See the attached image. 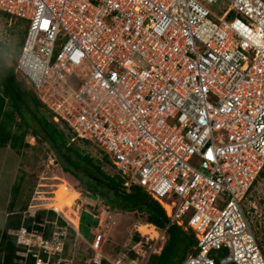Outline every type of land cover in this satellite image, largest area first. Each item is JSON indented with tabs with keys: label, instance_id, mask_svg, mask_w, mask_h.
Wrapping results in <instances>:
<instances>
[{
	"label": "built area",
	"instance_id": "obj_1",
	"mask_svg": "<svg viewBox=\"0 0 264 264\" xmlns=\"http://www.w3.org/2000/svg\"><path fill=\"white\" fill-rule=\"evenodd\" d=\"M0 10L27 22L14 69L55 121L194 232L181 264H264L245 204L264 170V0H0ZM56 212L10 230L24 248L15 263L148 264L162 248L147 237L135 256L111 258L98 232L72 253L73 222Z\"/></svg>",
	"mask_w": 264,
	"mask_h": 264
},
{
	"label": "rangeland",
	"instance_id": "obj_2",
	"mask_svg": "<svg viewBox=\"0 0 264 264\" xmlns=\"http://www.w3.org/2000/svg\"><path fill=\"white\" fill-rule=\"evenodd\" d=\"M219 5L221 6L218 11H222L227 4L220 2ZM26 31L27 22L24 19L17 18L13 15L8 16L4 13L0 14V53L4 55L7 62L13 67L16 63L13 60L14 51L23 42ZM17 76L20 77L19 75ZM26 84L27 88L33 92L31 86L27 82ZM42 105V112H53L44 104ZM58 123L73 138L69 127L62 121ZM72 138L70 142L81 146V148L88 151L92 156L96 158L101 156L99 149L93 143L84 142L81 139H75L73 141ZM26 141L30 146L23 148L20 152L10 147L0 148V231L3 228L5 220H8L12 214L24 213L23 216H25L31 205H37L39 206L38 208L44 209L43 206L48 204L56 212L57 207L54 204L56 202L63 204L61 197L64 192H66L68 197L72 196L74 200H72V205L64 206L61 214H67L71 220L76 218L79 213L78 209L84 208L83 203L86 204L84 187L81 186L77 178L69 172L64 171L61 166L62 159L58 156L57 151L52 149L49 143L38 139V137L31 133L27 135ZM103 168L110 174L116 172L112 165L106 161H103ZM17 185L21 187L20 193L18 194L14 190ZM97 198L101 202L96 205L99 208V212L97 211L96 214L104 211L103 221L102 225L98 228L94 226L92 232L94 235L98 232L103 234V247L107 256L117 258L132 255L134 251L130 246L132 244L131 239H133L135 234H141L139 231L144 233V235L141 234L142 240L147 241L146 238L148 237L151 245H154L156 242L157 245L164 243L167 233L165 232L162 240L155 239L164 230L161 229L159 230V234H155L143 228L142 225L144 224L142 223L145 220L140 213L137 211L112 209L106 205L107 203L105 204L103 202L100 195L96 196L95 201ZM245 204L250 222L264 245V175H260L255 181L248 192ZM86 214L87 217H85L86 220L84 219V225L80 232L88 242H91L94 236L90 233L88 224L92 215L89 213ZM70 229L72 228L70 227L69 231ZM84 241L82 237L75 239L71 242L67 250L72 253L78 252L81 255L87 253L89 251V245L88 242L85 241V243ZM137 248L141 252L140 245ZM157 251H159V247Z\"/></svg>",
	"mask_w": 264,
	"mask_h": 264
},
{
	"label": "trees",
	"instance_id": "obj_3",
	"mask_svg": "<svg viewBox=\"0 0 264 264\" xmlns=\"http://www.w3.org/2000/svg\"><path fill=\"white\" fill-rule=\"evenodd\" d=\"M1 13L11 15L0 10ZM22 43L14 51L15 62L21 53ZM42 104L27 88L25 80L16 75L14 67L0 53V148L10 147L20 152L23 148L30 146L26 137L31 133L49 143L52 149L57 151L62 159L61 166L64 171L72 174L84 187L86 196L84 198L88 204L86 207L90 208V205L92 207L96 196L100 195L112 209L137 211L146 222L165 229L167 237L164 246L160 253L151 254L148 264H181L190 253L196 252L194 247L197 244V238L193 231H185L177 224H170L161 204L141 186L133 185L128 192L119 175L110 174L104 170L103 161L109 164L107 156L102 159L96 158L81 146L70 142L72 136L68 135L53 119V112H42ZM260 175H264V170ZM20 188V185L15 187L16 194L20 193ZM46 216L54 219L57 213L53 210L47 212L40 210L36 213L35 219L42 221ZM22 217L23 213L12 214L3 224L0 231V264H17L15 258L22 257L23 244L18 236L10 232L12 228H18L21 225ZM32 220V217L24 219L28 226L31 225ZM59 221L65 224L60 217ZM68 234L70 238L68 237L67 240V249L75 240L73 228ZM141 237L142 235L137 233L133 239L139 241ZM132 255L135 256V253L132 252ZM31 263L32 261H29V264ZM105 264L108 263L105 262Z\"/></svg>",
	"mask_w": 264,
	"mask_h": 264
},
{
	"label": "crops",
	"instance_id": "obj_4",
	"mask_svg": "<svg viewBox=\"0 0 264 264\" xmlns=\"http://www.w3.org/2000/svg\"><path fill=\"white\" fill-rule=\"evenodd\" d=\"M100 158V157H99ZM101 159V158H100ZM85 199V198H84ZM95 201V200H94ZM99 202H101V200L99 199V198H97L96 199V201H95V203L93 202V205H92V207H91V205H90V208L89 207H86V205H88L87 203L86 204H84L83 203V206H84V210H83V212H82V214H77V216H76V218L75 219H77L76 221H77V224H75V223H73V226H72V228L74 229L73 231H74V233L76 232V230H79V232H80V230H81V228L83 227V225H84V219H85V217H87V214L86 213H89L90 215H92V217L89 219V230H90V233H92L93 234V232H92V229H93V227L94 226H96L97 228L100 226V225H102V221H103V214H104V211H101L100 212V214H96V212L98 211V209L99 208H97L96 207V205H97V203H99ZM103 202L106 204V202L103 200ZM56 204H57V202L54 204L55 206H56ZM108 207H110L111 208V206L107 203L106 204ZM162 206V205H161ZM39 206H37V211H36V213L38 212V211H40V210H46V212L47 211H49V210H52L51 209V207H49L48 206V204H45V206H43L44 207V209L43 208H38ZM164 209V208H163ZM58 210V209H57ZM99 212V211H98ZM107 212V211H106ZM36 213H35V215H36ZM94 213V214H93ZM24 214V213H23ZM93 215H95L96 217H94ZM166 215H167V213H166ZM28 217H32L33 218V220L35 219V216H30L29 215V213H27V214H25V216H23L22 217V223H25V221H24V219H26V218H28ZM55 217V216H54ZM32 220V221H33ZM86 220V219H85ZM32 221H31V225H32ZM21 223V224H22ZM64 224V223H63ZM100 224V225H99ZM142 224H152V223H149V222H143ZM30 225V226H31ZM87 225V224H86ZM154 225V224H153ZM156 228H157V230H158V232H159V230H161V228H159V227H157L156 225H154ZM159 228V229H158ZM51 228H49V230H48V232L50 233L51 232ZM162 230H165V229H162ZM166 231V230H165ZM141 234H143L144 235V233L143 232H141V231H139ZM81 233V232H80ZM77 234V233H76ZM93 236H95L94 234H93ZM80 237H82L86 242H88L83 236H80ZM80 237H78V238H80ZM77 237L75 238V239H78ZM94 239V238H93ZM142 239V238H141ZM140 239V240H141ZM132 240V244L130 245L131 247H133V246H135L139 241H134V239H131ZM166 240V239H165ZM84 241V242H85ZM85 242V243H86ZM165 242V241H164ZM161 252V251H160ZM159 252V253H160Z\"/></svg>",
	"mask_w": 264,
	"mask_h": 264
},
{
	"label": "bare ground",
	"instance_id": "obj_5",
	"mask_svg": "<svg viewBox=\"0 0 264 264\" xmlns=\"http://www.w3.org/2000/svg\"><path fill=\"white\" fill-rule=\"evenodd\" d=\"M3 11V10H2ZM5 12V11H4ZM22 46H23V43H22ZM22 46H21V50H22ZM16 73V72H15ZM23 79V78H22ZM33 90V89H32ZM72 200H74V199H72V196L71 197H68V195L66 194V192H64L63 193V195H62V197H61V201H62V203L63 204H60V203H57L56 204V207L58 208V210L60 211V212H62L63 211V208H64V206H66V205H72ZM71 207V206H70ZM163 207V206H162ZM164 208V207H163ZM164 210H165V208H164ZM166 212V211H165ZM72 222L73 223H75V224H77V221H76V219H74V220H72ZM143 226V228H145L146 230H148V231H152V232H154L155 234H159L160 232H158V230H157V228L153 225V224H144V225H142ZM159 229V228H158ZM163 237H164V233L162 232V234H160V236H158L157 238H155V239H163ZM154 238V237H153ZM165 239V238H164ZM163 246H164V243L162 244V248H163ZM162 248H161V250H162ZM149 250H147V251H150L151 250V248L149 247L148 248ZM160 250V251H161ZM142 253H144V252H142ZM156 253H159V252H156ZM153 254H155V253H153Z\"/></svg>",
	"mask_w": 264,
	"mask_h": 264
},
{
	"label": "snow or ice",
	"instance_id": "obj_6",
	"mask_svg": "<svg viewBox=\"0 0 264 264\" xmlns=\"http://www.w3.org/2000/svg\"><path fill=\"white\" fill-rule=\"evenodd\" d=\"M48 24H49V21L48 20H44L43 21V27L44 28H47L48 27ZM208 155H209V158H212V153L211 152H209Z\"/></svg>",
	"mask_w": 264,
	"mask_h": 264
}]
</instances>
